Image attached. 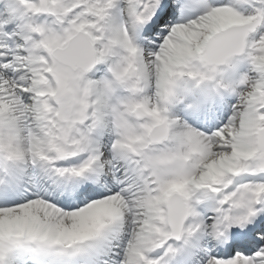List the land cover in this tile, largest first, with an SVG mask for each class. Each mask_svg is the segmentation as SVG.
Masks as SVG:
<instances>
[{
    "label": "snow or ice",
    "instance_id": "6c2138e0",
    "mask_svg": "<svg viewBox=\"0 0 264 264\" xmlns=\"http://www.w3.org/2000/svg\"><path fill=\"white\" fill-rule=\"evenodd\" d=\"M0 264H264V0H0Z\"/></svg>",
    "mask_w": 264,
    "mask_h": 264
}]
</instances>
